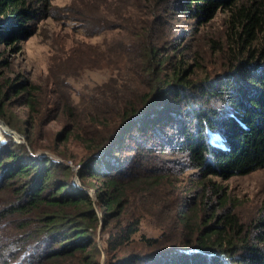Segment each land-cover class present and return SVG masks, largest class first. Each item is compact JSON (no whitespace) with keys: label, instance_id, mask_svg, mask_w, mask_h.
<instances>
[{"label":"trees","instance_id":"16d2710c","mask_svg":"<svg viewBox=\"0 0 264 264\" xmlns=\"http://www.w3.org/2000/svg\"><path fill=\"white\" fill-rule=\"evenodd\" d=\"M45 1L0 0V119L28 138V145L11 137L0 144V264H102L97 236L107 252L137 237L152 248L130 246L108 264H264V204L247 223L226 188L212 180L264 167V0H135L149 11L128 15L136 23L127 39L113 46L111 57L104 50L100 68L115 75L101 82L85 123L81 114L60 133L61 142L73 136L87 148L76 171L37 155L27 121L8 114V97L34 107L33 86L3 80L2 71L8 49H21ZM219 12L226 14V29L211 46L220 68L198 74L200 63L173 25L164 32L166 18L202 24ZM66 110L71 121L78 115L71 104ZM213 133L221 135L219 143ZM124 148L135 151L127 154L133 161L112 162ZM176 168L196 171L203 198L191 207L175 203L170 221L161 219L160 232L148 236L140 227L155 205L141 201ZM75 173L93 186V196L74 181ZM135 203L141 208L127 217Z\"/></svg>","mask_w":264,"mask_h":264},{"label":"rangeland","instance_id":"374dc122","mask_svg":"<svg viewBox=\"0 0 264 264\" xmlns=\"http://www.w3.org/2000/svg\"><path fill=\"white\" fill-rule=\"evenodd\" d=\"M148 11L147 5L142 2L136 5L135 0H47L39 16L28 23L31 34L19 42V51L8 49V65L2 72L3 80L12 78L11 80L20 82L25 79L33 86L34 107L23 104V100L16 96L8 97L7 105L10 116L27 121L30 138L36 144L37 155H50L56 160L71 161V166L80 163L79 159L87 148L73 136L61 142L60 133L81 114L82 123H85L87 118L84 113L87 107L92 108L96 103V90L101 82L115 75L113 71L107 72L100 68L104 50H107L111 57L115 52L112 50L113 46L127 39L125 37L129 36L130 29L135 27L136 23L134 18L128 15L134 16L135 12ZM120 12H124L122 18L117 16ZM168 13L172 14V11ZM225 16L224 12H219L202 24L186 17L180 19L179 15L176 19L164 17L168 22L164 32L173 25L178 41L187 44L191 54L195 56V61L200 63L196 71L198 74L218 73L221 56L212 48L211 40L214 38L220 43L224 37ZM142 18L144 20L143 16ZM142 22L139 20V23ZM70 104L73 106V113H78L72 117V121L66 110ZM5 126L10 129L5 132L0 126V144L11 137L14 141L28 145L26 135L6 123ZM11 129L19 135L13 134ZM55 146H58V149L55 148L56 152L53 151ZM122 151L111 156L112 162L123 165L130 159V162L133 161L127 154L133 155L135 151L130 152L127 148ZM117 154L121 157L118 158ZM169 164L173 163H160V166ZM195 172L188 170L181 173L180 168H176L174 174H168L164 186L147 192L141 205L145 204L147 208L150 205L156 207L154 206L153 215L147 217L141 225L140 232L148 236L160 232V226L163 225L161 219L167 217L165 221H170V215L173 213L171 206L175 203L191 207L201 202L203 193L195 181ZM212 180L226 188L231 205L235 206V211L243 221L248 223L260 214L264 204V167L245 175H235L227 179L212 177ZM74 181L84 185L89 193L94 194L95 189L87 180L75 174ZM93 181L94 179L91 180ZM141 205L133 204L127 217L135 214ZM96 239L102 264H108V259L113 256L118 258L130 252L131 247L143 251L152 249L145 248L137 237L131 247L126 245L118 251L107 252L105 239L100 236ZM9 249L17 252L13 245ZM17 254L14 258L18 259Z\"/></svg>","mask_w":264,"mask_h":264},{"label":"built area","instance_id":"2783aa9c","mask_svg":"<svg viewBox=\"0 0 264 264\" xmlns=\"http://www.w3.org/2000/svg\"><path fill=\"white\" fill-rule=\"evenodd\" d=\"M66 163L67 164H69V165H71V161H66ZM73 167V169H74V171H76L77 169H79L80 167H81V164L80 163H78V164H76V165H74V166H72ZM76 174V173H75ZM77 175V174H76ZM95 193V192H94ZM92 196L94 195L93 193H90Z\"/></svg>","mask_w":264,"mask_h":264},{"label":"water","instance_id":"95a60500","mask_svg":"<svg viewBox=\"0 0 264 264\" xmlns=\"http://www.w3.org/2000/svg\"><path fill=\"white\" fill-rule=\"evenodd\" d=\"M0 123H2L3 125H5V121L4 120H2V119H0ZM9 128V127H8ZM10 129V128H9ZM12 130V129H11ZM12 132H13V134H17L14 130H12ZM217 133H213L212 135H213V137H215V135H216ZM17 135H19V134H17ZM213 137L211 136V140H212V142H213Z\"/></svg>","mask_w":264,"mask_h":264},{"label":"bare ground","instance_id":"6f19581e","mask_svg":"<svg viewBox=\"0 0 264 264\" xmlns=\"http://www.w3.org/2000/svg\"><path fill=\"white\" fill-rule=\"evenodd\" d=\"M215 138V139H214ZM213 139V141H215V142H217V143H219L220 142V138L217 136V135H215V137H214Z\"/></svg>","mask_w":264,"mask_h":264},{"label":"clouds","instance_id":"9594fccd","mask_svg":"<svg viewBox=\"0 0 264 264\" xmlns=\"http://www.w3.org/2000/svg\"><path fill=\"white\" fill-rule=\"evenodd\" d=\"M217 134H219V133H217ZM220 135V134H219ZM221 136V135H220ZM224 140V139H223ZM225 142V141H224Z\"/></svg>","mask_w":264,"mask_h":264}]
</instances>
